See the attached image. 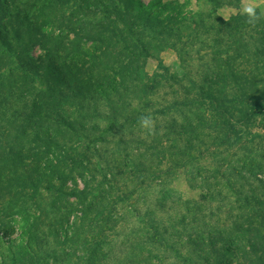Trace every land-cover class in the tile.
I'll list each match as a JSON object with an SVG mask.
<instances>
[{
  "label": "trees",
  "instance_id": "trees-1",
  "mask_svg": "<svg viewBox=\"0 0 264 264\" xmlns=\"http://www.w3.org/2000/svg\"><path fill=\"white\" fill-rule=\"evenodd\" d=\"M29 1L30 12L36 2L40 6L34 19L23 20L28 22L26 35L15 37L10 46L21 47L15 58L32 64L43 84L36 92L28 79H21L20 69H11L0 80V246L5 242L9 253L0 254V264H165L158 237L170 251H177V242L191 246L189 264H264V156L233 163L217 147L215 156L221 161L216 168L192 171L191 184L201 189V202H186L177 222L166 226L155 220L148 225L154 218L149 211L144 223L155 231V239L145 228L132 230L123 241L129 242L122 254L125 260L111 262L120 249L113 244L106 250L103 233L118 204L109 191L88 198L93 163L74 146L82 141L98 146L115 142L111 153L95 149L105 154L106 168L118 172L130 167L129 173L145 183L144 174L154 176L155 167L161 166V160L155 164L160 156L175 165L169 170L188 166L196 161V143L202 146L204 138L230 148L239 126L260 117L264 127V16L254 26L247 23L246 13L221 20L217 10L240 0H208L212 10L173 17L170 26L163 24L166 17L144 14L139 24L122 18L123 30L102 0H84L71 14L62 11L60 0ZM101 13L103 19H92ZM11 33H16L14 28ZM185 37L190 47L200 44L195 59L176 45H184ZM8 44H0V74L14 56ZM35 47L41 49L38 59L30 55ZM169 47L179 55L181 72L151 78L146 61ZM203 49L207 52L202 56ZM194 62L201 63L200 69L195 67L198 73ZM167 82L172 83L169 105L180 114V122L176 118L165 126V136L173 141L164 145L156 127L121 149L125 142L118 135L127 129L141 131L139 121L149 114V94ZM10 106L17 108L9 113ZM215 128L223 139L212 133ZM148 142L157 144L153 148ZM131 145L135 157L128 150ZM215 198L221 214L209 219L207 203ZM134 213L139 218L140 211ZM44 222L47 237L40 239ZM18 229L22 233L9 238L7 231Z\"/></svg>",
  "mask_w": 264,
  "mask_h": 264
},
{
  "label": "rangeland",
  "instance_id": "rangeland-1",
  "mask_svg": "<svg viewBox=\"0 0 264 264\" xmlns=\"http://www.w3.org/2000/svg\"><path fill=\"white\" fill-rule=\"evenodd\" d=\"M102 1L104 6L109 7L107 12L110 13L113 22L123 30H125V23L122 18L127 21H129V19H133L137 24H139L140 22L138 17H142L144 14H152L154 16L166 17L163 24L170 26L176 21L175 19H180L182 16L187 18L190 17L193 11L199 12L212 10L211 2L208 0H202L199 2H197V0H139L142 4H139L137 0ZM3 2L4 3L0 5V15L3 16L0 21V44L9 42L10 44H8V46L13 51L12 56H14L13 58H10L8 67L2 70L0 80H4V77L9 75V71L11 69H20V72H23L21 79L24 80L23 77L28 79L33 89L38 92L43 84L40 75L36 73L32 64L26 63L25 60L19 61L15 58L18 57L17 55H20L22 50L20 49L21 47L18 48L16 45V49H12L10 45L15 43V37L16 39L21 37V33L23 36L26 35L23 31L26 29L25 27L28 25V22L24 23L23 20L30 18L34 19V13H36L34 11L40 5L36 2V6H34L35 8L32 6L31 8L34 9L30 12V9L27 7V3L31 5L32 1L4 0ZM83 2L84 0H60L62 11L66 14L73 13L79 6L83 5ZM249 2H251L257 9L264 11V0H240L233 5H227V3H224V5L217 10L216 14L221 20H229L237 14L244 13L243 8L246 7ZM9 6L13 7H11L10 12H6ZM96 7L101 9L102 4L97 3ZM115 7H117L116 11H114ZM7 11H9V9ZM16 16H20L21 19L18 20ZM173 17L175 19H173ZM92 19L95 21L103 19V15L101 13L100 16L93 17ZM6 22L9 24L7 29L4 28ZM13 28L16 31L14 34L11 33ZM8 32L12 35L10 34V36H7ZM188 32H190V30H188ZM189 35H191V33H189ZM184 39L186 43L183 45L177 42V47H179L180 51H187V53L193 55L195 59L197 57V50L200 48V44L195 43V45L190 47L188 45L190 38L185 37ZM206 52L207 50L205 51V49H203L201 52L202 56ZM41 54L40 47H35L30 50V55L34 59L41 57ZM178 56L179 55L174 48H167L157 59L150 58L146 61V74L151 78H157L166 74L174 75L180 73L181 70L179 67L181 66V63L179 62ZM200 64V62H194L193 66L195 73H198L197 68L195 67L199 66L200 69ZM163 85H165V87H163L158 93L152 92L149 94V99L146 102V110L147 107H149L147 110L149 114L147 116L151 117L154 121V131H156L157 127V134L161 138V141L164 145L166 143L168 145V143H170L168 141H173V139H169L165 136L168 135L167 133H164L165 126H168V122H172L176 118L180 122V114L179 111L172 109L169 105V102L173 99L171 88L172 83L167 82ZM16 108L17 107L10 106V108H8L9 113L16 110ZM101 123L103 127L107 125L106 120H102ZM238 129L239 136L236 139L235 146L233 147L228 148L226 144L215 146L214 140L208 138H204L202 146H198L196 143V150L194 151L196 161H192L188 166L176 167L169 170L171 168L170 166L175 167V165H173L171 161L168 162L167 160H164L165 158L163 156H160V158H157L155 161V164L157 165V162H160L161 160V166L159 168H157V166L155 167L157 173L154 176H149L148 173L144 174L145 183H141L139 177L136 179L137 177L135 178V174L129 173L130 167L119 170L118 172L113 167L106 168V159L103 155H105L104 153H111L114 149H116L117 144H115V142L108 145L100 144L98 146V144H90L89 142L82 141L81 143L74 145L80 153L90 156V160L93 163L91 166V176L89 175V190L87 192L88 198L91 199L93 196L101 195L102 193L109 191L114 197V201L118 204L116 214L112 217V222L108 224L107 229L105 228L103 233L107 242L106 250H108L110 246H113V244L116 245V250L120 249L119 252L116 251L119 256H113V258H111V262L125 260V258H123L124 255L122 254L126 252L125 250H127L126 248H128L129 242L124 244L123 241L125 240V237L129 238L128 236L133 234L132 230L135 231V229H137L139 233L140 229L145 228L143 232L146 234L149 232L150 236L155 239V231L148 229L149 224H153L154 220L156 223H161V225L164 226L176 223L178 218L181 216L180 214L184 213L183 210L186 202H201V189L193 187L191 184L192 171L197 169L205 170L209 168H216L217 163L221 161V158L215 156L217 147H220L219 150H222L220 152H222L225 157L231 159L233 163H236L237 160L245 161L246 159L264 156V127L262 126L261 118L257 117L252 123H250L249 126L241 125ZM147 131L148 130L145 128H142L141 131L135 133L129 129L121 132L118 137H122L121 139L125 143L122 144L120 148L124 149L125 145H128V143L133 139L146 137ZM212 133L215 135L216 133H220L217 134V138L220 136L223 139V132H219L216 128ZM107 139L109 140L110 138L108 137ZM217 143V145H219V139ZM88 144H90V148H88ZM156 144L157 143L155 142H148V145L153 148H155ZM132 147H134V145H131L128 150L133 152L134 154H132V156L135 157L136 150ZM95 149H100L104 153L99 155L96 153ZM157 150L160 151L161 148L158 147L155 151H153L155 155L157 154ZM123 153H125V151H123ZM101 155L103 156L102 159ZM120 171L125 172L124 175H118L117 173ZM135 173H137V171ZM109 175L113 176L110 177ZM78 185L79 188H83V183L79 182ZM71 200L74 201V199ZM218 205L219 200H216V198L215 200H211L207 203L209 210L211 209V213L210 211H205L206 215L209 216V219H213L221 214L217 210ZM110 209L112 210V206H110ZM134 211H140L142 220L140 215L139 218H137ZM149 211L154 212V218L152 222H147L148 225H146L144 221H146V218L149 219ZM45 221L47 222V220ZM46 222H44V224H40V231L43 232H39L41 236L39 237L40 239H43L45 236L47 237ZM22 231L23 230L18 229L15 231H7V233L9 234V238L14 240L17 235L22 233ZM59 232L62 234L61 228H59ZM26 237L29 236L27 235ZM157 239L158 241L160 240L161 244H163L160 245L159 250L162 253L161 257L164 259L165 264H179L182 261L189 264L188 260L193 257L188 253V248L191 249V246L188 247L186 243L177 242V244L174 245L176 246L177 251H170L167 248L168 246L164 244L165 242L163 238L158 237ZM49 241H54L59 244L62 240L60 239L58 241L48 238L47 242ZM1 244L2 247L0 246V254L6 256V254H9L7 251L8 247L3 241ZM156 248L158 249L157 246Z\"/></svg>",
  "mask_w": 264,
  "mask_h": 264
},
{
  "label": "clouds",
  "instance_id": "clouds-1",
  "mask_svg": "<svg viewBox=\"0 0 264 264\" xmlns=\"http://www.w3.org/2000/svg\"><path fill=\"white\" fill-rule=\"evenodd\" d=\"M243 11L248 17L247 23L253 26L260 20L261 16H264V11L258 14L257 8L251 2L243 8ZM139 123L142 128L147 129L150 133H154V121L151 117H142Z\"/></svg>",
  "mask_w": 264,
  "mask_h": 264
}]
</instances>
